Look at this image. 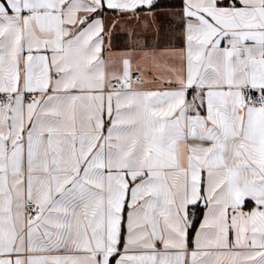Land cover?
<instances>
[{"label": "snow or ice", "instance_id": "1", "mask_svg": "<svg viewBox=\"0 0 264 264\" xmlns=\"http://www.w3.org/2000/svg\"><path fill=\"white\" fill-rule=\"evenodd\" d=\"M0 264H264V0H0Z\"/></svg>", "mask_w": 264, "mask_h": 264}]
</instances>
